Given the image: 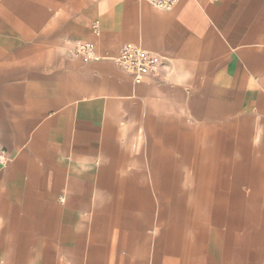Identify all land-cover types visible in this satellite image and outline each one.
<instances>
[{
    "label": "crops",
    "instance_id": "0c3cea01",
    "mask_svg": "<svg viewBox=\"0 0 264 264\" xmlns=\"http://www.w3.org/2000/svg\"><path fill=\"white\" fill-rule=\"evenodd\" d=\"M0 147V264H264V0H0Z\"/></svg>",
    "mask_w": 264,
    "mask_h": 264
},
{
    "label": "built area",
    "instance_id": "2783aa9c",
    "mask_svg": "<svg viewBox=\"0 0 264 264\" xmlns=\"http://www.w3.org/2000/svg\"><path fill=\"white\" fill-rule=\"evenodd\" d=\"M152 6L162 10H170L174 8L181 0H144ZM96 33L98 28L95 27ZM72 53L80 55L85 62L92 60H100L103 58L97 51V46L93 42L77 43ZM114 61L125 71L134 77L136 82H141L145 77L152 73H156L162 63L160 55L149 52L133 43H125ZM7 162L6 152L0 147V164Z\"/></svg>",
    "mask_w": 264,
    "mask_h": 264
},
{
    "label": "rangeland",
    "instance_id": "374dc122",
    "mask_svg": "<svg viewBox=\"0 0 264 264\" xmlns=\"http://www.w3.org/2000/svg\"><path fill=\"white\" fill-rule=\"evenodd\" d=\"M227 202H230V201H227ZM209 218H211V217H209Z\"/></svg>",
    "mask_w": 264,
    "mask_h": 264
}]
</instances>
